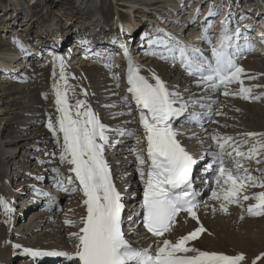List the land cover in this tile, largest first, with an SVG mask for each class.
Masks as SVG:
<instances>
[{"label":"snow or ice","instance_id":"snow-or-ice-1","mask_svg":"<svg viewBox=\"0 0 264 264\" xmlns=\"http://www.w3.org/2000/svg\"><path fill=\"white\" fill-rule=\"evenodd\" d=\"M209 15L214 13L210 12ZM209 28L210 25H206L203 29V40L212 44ZM239 35V28L234 32L230 31L228 23L225 22L218 41L219 47L211 48L214 58L212 60L204 56L200 47L186 44L166 32L156 39L149 36L145 39L150 47L156 45L168 54H162V58H171L173 61L179 59L190 74H199L211 89L223 88V94L229 95V84L239 82L243 85L241 75L244 69L237 63L241 58L242 49L238 44L233 49V39ZM20 47L23 50L22 44ZM121 47L124 49V55L128 57V92L138 106L147 142V169L144 167L145 156H136L138 172L144 184L139 211L134 208L124 215L123 195L114 182L113 171L105 155L106 149L113 146V139L108 134L112 130L100 121L86 100L76 99L74 103H69L70 86L64 74V58L57 56L63 81L62 85H55L59 118L55 124L50 119L48 127L57 136L58 143L59 134L62 133L63 151L60 160L71 166L69 170L74 173V179L78 181V187L83 192L86 214L81 217L82 226L79 231L71 234L78 241L74 254L29 248H24V253L32 257L62 256L75 264H245L247 258L243 253L227 255L189 246L190 241L197 240L208 230L199 224L196 210L203 201L197 199L200 193L194 188L193 178V168L198 159L203 157L197 158L190 154L177 139L178 133L172 127V121L185 112L187 104L176 106L179 94L170 91L159 76L141 75L127 45L122 44ZM247 48L253 50L251 44H248ZM252 91L251 87L242 86L239 95L244 99H259L260 97L251 95ZM124 99L127 102L129 98ZM115 131L122 136H136L135 132L127 130ZM246 136L264 137V133L250 132ZM212 139L217 140L220 152L211 153L214 160L206 165L205 171H212L213 178L216 184L221 186V190L212 191L211 198L221 201L220 208L225 213H228V206L231 204L240 205L242 201L254 199L256 203L247 206V213L251 216H264V192L256 193L252 197L244 194L250 186L264 187V180L252 176L248 169L243 168L241 160H236L232 168L225 166L224 149L232 140L231 137L213 136ZM221 140L223 143H220ZM234 151L237 157L251 160L264 151V144L252 147L247 153L240 151L236 146ZM227 155L231 157L232 153ZM259 162L257 160V163ZM213 164L216 165L215 168ZM68 182L72 183L73 177H69ZM58 186L65 192L69 191L63 187L62 181L58 182ZM0 203H3L6 212L12 211L7 201ZM182 213L184 217H181ZM132 216L141 218L140 227L156 238L153 241L154 247H134L133 242L127 238L123 225L125 220L135 224L136 220L132 219ZM178 217H191L199 226L175 241L165 238L166 234L172 233ZM66 223L73 225L74 222L68 220ZM133 234L141 235L139 232ZM14 247L20 249L22 245L16 244ZM256 261L264 262V254L256 257L253 264H256Z\"/></svg>","mask_w":264,"mask_h":264},{"label":"bare ground","instance_id":"bare-ground-1","mask_svg":"<svg viewBox=\"0 0 264 264\" xmlns=\"http://www.w3.org/2000/svg\"><path fill=\"white\" fill-rule=\"evenodd\" d=\"M20 1L21 0H14L13 5L19 6V7L21 6L22 8L25 7V9L24 8L23 9L26 12L29 11L31 9V7H33L35 4H38L39 2H41V5L45 4V6H48V7L49 6L52 7V5H53L52 2L47 1V0H30V6L32 5L30 7L26 3H23V0L21 2ZM193 1L197 2L196 4H198V2L200 0H193ZM31 2H32V4H31ZM80 2H81L80 11L83 13L81 16L82 17L81 19H83L86 22L83 25L88 26L92 23L91 26H93V27L99 26L100 21L97 17L101 14V12L98 8L95 9V7H94V5L97 1L96 0H81ZM163 2H165V1L164 0H139V2L130 3L128 5H125V7H123V8H128L127 13L133 17L134 16L136 17L137 14L144 13V12L140 11V9H146L147 13L148 12L152 13L151 16H148L150 18H153L155 15L154 13L158 12L159 13L158 15L160 16V18L161 19L164 18L167 22L171 21L170 18H174L172 20L177 21L178 20L177 15H173V12L175 9H171V8L165 6L164 10L166 12L164 14H162L163 12H159V9L162 6ZM209 2H210V0H208L207 4H209ZM159 4H160V6H157ZM212 5H213V7H217V5L214 3L213 0H212ZM250 6L253 7L254 3L251 2ZM120 7H122V6H120ZM120 7L118 6V8H120ZM137 7H139V8H137ZM222 7L223 6H220L219 8L221 9ZM247 8H250V7L248 6ZM17 11L18 10H16L15 13H17ZM205 11H206V15H205V17H206L209 14V10L206 9ZM41 12H42V9H41L40 13ZM116 12H121V10H117ZM253 13H254V11H253ZM51 14L56 15V17H54V19L52 20L51 24L55 25L57 22L60 37L61 38L65 37V36L69 37V33L71 31H73V27H74L73 25L76 22V19H72V21H71V15L70 14H68V16H63V17H61V15L59 13H56V14L51 13ZM148 14H150V13H148ZM203 15H204V13H203ZM253 15L254 14H252V16ZM14 16H17V14H15ZM55 18H58V19H55ZM140 18H144V14H142L140 16ZM145 20H147V19H145ZM157 20H159V19H154V22H156ZM142 21H144V20H142ZM112 23L114 24V26L117 30H125L126 28H128L130 30L129 33H131L130 37L135 36V31H136L135 26L137 27V25H135V24H133L131 26L126 25L127 26L126 27L122 24V22L119 21L118 17H116V20H113ZM170 25L171 24L168 23L166 26L169 27ZM261 27L263 28V29L261 28L262 31H264V23L261 25ZM173 28H175V27H173ZM2 29H4V28H2ZM190 29H187L186 31L188 32ZM170 30L171 29H168V31H170ZM137 31H139V29ZM262 33H264V32H261L258 36H261ZM19 36H17V38ZM175 37L179 39V32L178 31L175 33ZM20 41L21 40H17V41L15 40V43H16V45H18V48L22 44ZM22 42H23V40H22ZM25 47L26 46L23 45V48H25ZM27 47H29L28 44H27ZM157 48H159V47L157 46ZM145 52L152 54V55H155V56H157V58H162V54H163V56L168 55L166 52L161 51V49H158V51H155L151 47H147ZM57 53H58V55H56V57H55L57 62H56V68H55L53 78L56 80L55 85H58V84L62 85L63 81H62L61 75H60V62L57 60V56H61L60 55L61 53L59 51ZM153 53H155V54H153ZM61 57H63V56H61ZM63 58H64V61L67 60V58H65V57H63ZM97 59H98V57L96 56V61H95L96 64H98ZM146 59L149 61L145 62V63H139L138 62V64H137L140 68V74L141 75H146L149 77L159 76L161 80H164L166 77H168V74H173L172 70H170L169 65H167V64L166 65H160L159 64L158 66H156L155 64H157V62H155V60L153 58L146 57ZM19 60H20V57H19L18 53H16V52H14L13 56L7 60H4V58L0 57V71L1 72L7 71V74L9 77H11V76L17 77V74H13V72L10 70H11L12 64L14 62L18 63L17 61H19ZM250 62H252V63L250 64ZM247 63H248L247 65H249L248 69L250 72L252 70H256L257 68H259V69L263 68V64L261 62H259V64H258L256 61H253L250 58H249ZM29 64L31 65V63H28V64L23 63V64H21V67H28ZM86 67H89L91 69V71L92 70L94 71L95 69H97L96 67H94V62H92V63L85 62V63H82V65L80 67H74L73 69L68 67L67 65H65L64 74L68 78L67 84L70 86V88H69V97H70L69 103H74L76 99L86 100L87 104L91 107L93 112L97 115V113H96L97 109L95 106L96 101H94L95 99H93L91 92L88 88L87 81H86V77L88 75L87 76L84 75V72H85L84 68H86ZM16 69H17V67H16ZM18 71H20V69L15 70L14 72L18 73ZM245 71H247V70H245ZM245 74L246 73H243L241 75L242 79H245V77H249L248 74H250V73L246 74L247 76H244ZM94 77H95V75L89 76V79H90V81L92 80V83L96 82V79ZM195 84L196 83H192L191 86H187L186 88L188 90H186L185 86H183L182 88H180V91L177 93L182 92L180 94L186 95L187 97H192L193 98L192 101H197V103H199L201 101V98H202V100H205L206 97L203 96V94L199 93L200 89L194 90L192 88ZM238 86H239V89H241V87H242L241 84H239ZM243 87H245V86L243 85ZM0 89H1V87H0ZM176 91H178V90H176ZM73 92H75V95H73ZM231 96L232 97L235 96L234 92H231L230 95H224V97H228V98ZM238 97H241L240 99L242 101H244V103L251 101L250 100L251 98L250 99H244L242 96H239V95H238ZM228 98L223 99V97H221V96H214L212 99L219 101V103L221 102L222 99L225 100V104H224L223 108L226 109V108H228L227 106L230 105V100H228ZM96 100H98V99H96ZM197 103H195V104H197ZM244 105H246V103ZM192 106H193V104H192ZM239 111L241 113L243 112L242 114L244 116H242V117L246 120L251 118L252 115H253V117H255V119H264V112H261V111H256V110L252 111L251 109H248V110L245 109V110H239ZM248 111H249L250 115L248 114ZM126 112L128 113V111H124V116H123V112L120 113V111H118V113H119L118 116L120 117V115H121V118L119 121V123H121V125L114 126L111 129L112 131H110L108 133L109 136H112L116 132L115 131L116 129L123 130L126 126H130L126 123L127 120H130V117L127 115ZM100 114L102 116V119H100L98 117V115H97V117L100 119V121L103 124L105 123V125H111L113 123V118L108 116V113L106 111H102V112H100ZM225 115L227 116V113ZM219 122H221V124H224L223 121H219ZM35 124H36V122L33 121V123H30L29 127L32 128ZM255 124L257 126L261 125L258 121H256ZM191 128H194V127H191ZM247 128L252 129L254 131L264 130V129H262V127H257V128L247 127ZM211 132L214 133L216 131L215 130H212V131L209 130V132H206V129L201 130L200 136H198V137H201L204 140V137H203L204 134L206 133L205 137H207L210 135ZM195 134H198V132H196ZM117 136H118V134L113 135V137H117ZM210 136H209V138H210ZM52 137H53V139H55L54 137L57 138V136H52ZM52 137H51V139H52ZM202 139H201V141H202ZM263 139H264V137L255 138L254 139V141H256L255 146L259 147L260 144H263L264 143ZM196 142L197 141H195V143ZM59 143L57 142L55 144L58 146ZM3 144H5V143L4 142L0 143V157L2 158V160H5V161L10 160L12 158V156L15 155V153H14L15 150L13 148H9L7 150L4 147H1V145H3ZM207 146H213V143L209 142L207 144ZM6 148H8V147H6ZM198 148H199V145H196L197 150H198ZM52 149L53 148L49 147L48 151L45 153L46 159L50 154L53 153V152L51 153ZM244 151L245 150H243L242 152H244ZM245 153H247V152H245ZM9 154H10V156H9ZM105 155H106V158L108 159V162L111 166V164H112L111 159L113 157V151H111L110 148H107ZM60 156H57V160H58L57 166L63 167V162H61ZM134 160H136V157L134 155H132L130 157V159L127 160V162H128V164H134V162H135ZM46 162H49V160H46ZM5 165L6 164H4V163H0V171L7 167ZM69 167H71V166L69 165ZM48 168H49L48 164H46L45 168H43V169L41 168L40 172H39L40 176L42 174H44L48 170ZM249 170H250V173L253 174L254 177L258 178V180H260V179L264 180V170L262 168L250 167ZM137 172H138V169H136V168L129 170V169L124 167L123 172L121 173V178L124 179L126 181L125 184L128 185L132 176H133L132 174L137 173ZM113 179H114V182H115L118 190H120L122 192V194H124L125 193V185H122L123 182L119 181L117 179V176L115 178L114 174H113ZM10 183H12V179H8V178L4 179L3 177H2V179L0 178V201H7L8 205L13 200V198L15 199V197L17 196L14 192L10 191ZM207 187H208V190L202 191L203 196H204V199L202 200L203 203L200 205V207L196 211H197V214L199 216V224H202L208 231L203 233L197 240L191 241L189 243V246L190 247L194 246L200 250L215 251V252L223 253V254H227V255H235V254L243 253L247 258L245 261V264H253V261L256 259V257L261 256V254H264V243L260 244L258 247H256V244L258 245V243L254 242V241H256V239L259 241H262L263 239H261V236L260 237L258 236V235H261L259 233H255V236L251 235V233H254L253 232L254 229H257L259 227L257 225L256 226L254 225V227H252V223H256V224L260 223V222L264 223V218H260V219L248 218L245 215L244 207L248 204L254 203L255 200L250 198L248 201H242L240 205H236V204L235 205H229L228 206L229 211H228V213H225L220 208L221 201L212 199L211 193H210V190L211 191L215 190L217 192H220L221 186L217 185L216 182L210 181L209 184L207 185ZM132 189L136 190V184L135 183H132ZM259 192H264V189H260L257 185V186L248 187L247 191L244 194H247L250 197H252L254 194L259 193ZM5 193H7L8 195L4 196ZM18 195H19V192H18ZM73 197L78 200L76 203V206L74 208V211H73L74 213L69 212L68 209L66 211V216H67L66 221H68V220L73 221L74 222L73 225H69L66 222H61V220L59 218H57V213H58L57 211H56L54 216L44 212L43 215H41V217L37 218V220H38L37 224H35L36 223L35 220L34 221L32 220L31 222L28 223V229L36 231V232L37 231H43L45 233L47 232L48 229H51V231L53 229L55 232V237H56L57 242L62 243L63 246L66 247L70 251L76 250L78 241L71 234L74 232H78L79 228L82 226L80 221H81V217H83L86 214V206L84 205L83 198L81 196L75 195ZM28 199H30V198L28 197ZM28 206L30 207V204H28ZM3 207H4L3 203H0V209H3ZM135 209H138V207L135 206ZM22 213H24V212H22ZM241 216H243V219H241ZM1 217L2 218L0 219V264H8V257H10V255H12L13 252L15 251V249H14L15 245L10 244L11 243L10 239L8 240V243H7L5 236L7 235V238H8V231H13L12 234L10 235L12 237V239L16 238L17 240H19L20 237H19V235H17V233L13 229L10 228L11 225L6 226L8 223L5 225L6 222H8L10 219H13V215L10 216V214H8V213H4V214L2 213ZM181 217H184V214H181ZM181 217H178L177 222L173 227V229L175 227L180 228L179 230L176 231L177 233L173 237H170V238H168V236L170 234H166L165 238H168V239L175 241L179 237L188 234L190 231L195 230V228L199 226L197 221L193 220L191 217H185L183 219ZM252 220H254V222ZM52 225H54V226L56 225V230L54 229V226H52ZM262 226H264V224ZM258 230H260V229L258 228ZM174 231H172V234ZM262 231H264V230H261L260 233H262ZM135 232L141 233L140 230H135ZM33 234H35V232ZM42 235H44L45 237L47 236L46 234H42ZM145 237L146 236H144L141 233L140 236H136L135 238L132 236L130 238L132 240L138 241V243H136L137 246L142 245L145 248L152 246L154 240H148V237H146L147 239H145ZM36 238L40 239V240L44 239L43 237L41 238L39 236ZM38 244H41V243H38ZM20 245H22V249L26 248V246H24L23 242ZM30 246H32V245H30ZM33 247L38 248V246L37 247L32 246L31 248H33ZM50 247L56 248L54 246V244H52V243H50ZM31 248L29 247V249H31ZM18 251L17 252L15 251V252L18 253ZM21 252L23 253V250ZM256 264H264V262L256 261Z\"/></svg>","mask_w":264,"mask_h":264},{"label":"rangeland","instance_id":"rangeland-1","mask_svg":"<svg viewBox=\"0 0 264 264\" xmlns=\"http://www.w3.org/2000/svg\"><path fill=\"white\" fill-rule=\"evenodd\" d=\"M47 1H50L53 3L52 7L51 6H49V7L45 6V4L41 5V2H39L38 4H35L33 7H31L32 5L30 6V0H23V3H26L28 6L31 7V9L27 12H22L23 8L25 9V7L22 8L21 6L20 7L14 6L13 5L14 0H0V57L1 58H4V60H7L13 56L14 52L16 51L15 40L17 41V40H20L19 38H22V33L25 32V29H26L25 26L27 25V21L34 23L33 26L27 25L28 29H26V31H27V34L29 31V35L33 39V43L36 42L35 38L39 35L38 33H36L37 27L40 25V23L44 22L45 11L47 12V10L51 11L50 13H53V14L59 13L61 15V17L68 16V14H70L71 15V21H72V19H76L75 23H77V26H78V24L80 26L82 23H86L83 19H81L82 18L81 15L83 14L80 11V5H81L80 1L81 0L80 1L79 0H47ZM96 1H97L96 2L97 4L95 3V5H94L95 9L98 8L100 10V12H102L106 17H110V15H112V12L114 11V7H115V11L120 9V8L118 9V6H115V2L113 3L110 0H96ZM122 1L123 2H120L119 4L128 5L130 3L139 2V0H122ZM31 4H32V2H31ZM122 5H119V6H122ZM157 6H160V4ZM122 7H125V6H122ZM41 9H42V12L40 13ZM16 10H18L17 13H15ZM15 14H17V16H14ZM47 15H49L48 12L45 16H47ZM10 16H11V21H10V19H8ZM32 17H34V19L37 18V19H35L36 22H34V19ZM20 19L23 20L22 23H25L26 25H23L21 23ZM112 22L113 21H111V19H110L109 24ZM14 23H17V25L21 24L23 26H13ZM2 28H4L5 30ZM75 28H77V27H75ZM42 31H43V28L40 29L39 33L41 34ZM17 36H19V37L17 38ZM250 59L253 61H256L258 64H259V62H261L263 64V68H260V69L257 68L256 69L257 71H253V75H251V72L248 69L249 65H247L249 58L247 60H245L246 62L244 61L241 65V67L243 69L247 70V71H244V73H246V74L250 73V74H248V76L251 75V77H255V79H248V81L246 82V83L251 84L250 87L253 90L251 95L255 96V97H260V98L259 99H250L251 103L245 102L246 105H244L245 104L244 101H242V100L239 101L238 98L233 99L231 96L230 97L231 99H229L228 97H224V99L228 98V100H230V105L227 106L228 108H226V109L223 108V106L225 104V100H223V99L221 100V101H223L222 103L220 102L221 108H220L219 113L221 114V117L216 119L215 124L213 125V129H212V130L216 131V132H214L215 135H219V134H223V133L238 135L240 132H242L244 134L250 133V132L264 133V131H260V130L254 131L252 129L247 128V127H255V128L262 127V129H264V119H255V117H253V115L251 114L252 117L249 118L248 120H246L242 117V116H244L242 114L243 112L241 113L239 111V110L251 109L252 111L256 110V111L264 112V57L253 56ZM260 59H262V61H259ZM148 61L149 60L145 59V62H148ZM142 63H144V62H142ZM251 63L252 62H250V64ZM52 64H53L52 62L44 63L38 69L31 71L30 74H28V78H26L24 81L12 82L10 84H6V83L2 82L0 85L1 91H2L1 97H0V104H2L0 106V111H1L0 112V143H3V142L5 143V144H3L4 146L1 145V147H4L7 150L9 148H13L15 150L14 153L16 154V158H20L18 160H6L5 161V160H2V158L0 157V163H4V164H6L5 166H7L6 168H4L0 171V173H1L0 178L2 179V177H3L4 179L5 178L12 179V185H11L10 191L14 192L16 195H18V192H16V191L19 190V186L27 185L28 189H26V191L28 192V190H30L28 187L29 183H30L29 182L30 180L27 179L28 175L27 174H21L20 171L33 172L35 170V168H37V165H38V163L34 162V161L39 160L40 158H37V157H40L39 155H42V157H43L42 164L39 166V168L36 172V175L40 176V173H39L40 169L41 168L43 169L46 167V164L48 163V162H46V160H48V157L51 155L50 154L46 159L45 153L48 151V149L50 147V148H53L51 153L53 152L55 154L54 150L57 147V145L55 144V143H57V138L54 137L55 139H53V137H52V136H56V135H54V133L52 132V130L49 129V127L47 129H45L44 123L41 125L40 124L38 125V123H36L32 128H30V130L28 128L24 127V125L27 123L26 121H28L29 119L30 120H34L35 118L40 119L41 116H43V115L48 119L52 118L54 115V117L52 119H54L55 121H58L59 112H58V106L55 102L56 101V95H55L56 80L53 78ZM155 65L158 66L159 64H155ZM76 67H80V66H76ZM84 71H85L84 75L85 76L88 75L86 77L88 88L91 92L93 99H95L94 101H96V103H95V106L97 109L96 113L99 115L100 112L106 111L108 113V116L113 118V123L111 125H106L109 129H112L114 126H117L118 124L121 125V123H119V121H120L119 118L121 116L120 117L118 116L119 115L118 111H120V113L123 112V116H124L125 110L124 109L122 110L123 107L121 105V102H119L120 101L119 98L114 95L115 92L112 91L113 87H110V84L108 83L106 78L101 76L100 70L96 69L94 71L93 70L91 71V69L89 67H86V68H84ZM246 74L244 76H247ZM94 75H95L94 78L96 79V82L92 83V80L90 81L89 76H94ZM17 77H19V76L17 75ZM172 77H173V74H168V77H166L163 80L165 82V84L169 83V80H171L170 84H173L174 81L176 80V74L174 76L175 79H172ZM181 81H182L181 79H177L175 81L174 87L171 88L172 92L177 93L180 91V88L183 87V85L180 84ZM126 83H127V81H126ZM117 86L122 87V84L119 83V85H117ZM241 86H243V85H241ZM245 87H247V86H245ZM168 89H169V87H168ZM185 89L188 90L186 87H185ZM176 90H178V91H176ZM231 92H233V91H230L229 93L231 94ZM180 93H182V92H180ZM180 93H178L179 96L182 95ZM112 94H113V97H110V96L107 97V95H112ZM123 94L124 95L129 94L128 88L124 89ZM96 99H98L99 101ZM253 100H255V101H253ZM114 102L117 103L118 106H115ZM226 113H227V116L225 115ZM248 114L250 115L249 111H248ZM99 118L102 119L101 117H99ZM52 119H51V121H53ZM219 121H223L224 124H221V122H219ZM256 121H258L261 125L257 126L255 124ZM29 122L33 123V121H29ZM44 129L48 133L47 136L49 137V141H48L49 145H47L46 149H43V150H45V152H43V150H41L42 152H38V151L33 152L30 149L33 146H39L40 139H38V138L41 136V133L43 132ZM206 132H209V130L206 129ZM211 133H210V135H211ZM205 134L203 136L204 139H209L207 141V144L209 142L212 143L210 138H209L210 135L205 137ZM42 136L45 137L46 135L42 134ZM42 136H41V138H43ZM51 137H52V139H51ZM255 138H257V137H255ZM248 139H251V137H249ZM41 141H47V139L43 138V139H41ZM254 142L256 143V141H254ZM250 143H251V140L248 142V144H250ZM42 144H45V143H42ZM40 146H41V144H40ZM6 147H8V148H6ZM120 154L122 155L123 152H122V150H119V148H117V155L115 156L117 159V160H115L116 163L119 162ZM9 156H10V154H9ZM31 156H34L37 159L29 160ZM55 156L56 155H54V158H55ZM130 157L131 156H129L125 161L127 162V160L130 159ZM112 165H113V161H112L111 167H112ZM16 168H17V170H14ZM115 168H119L118 165H115ZM117 176H119V175H117ZM122 180H124V179H122ZM136 186H137V184H136ZM6 195H8V194L5 193L4 196H6ZM72 199L73 200H71L65 196H62L60 198V203L62 204L61 209L63 210V213L62 214L60 213L61 217H59L57 215V218H59L61 220V222H66V220H67V216H66L67 209L69 211V209L71 208L74 211V208H75L78 200L74 197H72ZM4 210H5L4 207H3V209H0V219L2 218L1 217L2 213L3 214L8 213V214H10V216L12 215V211L6 212ZM71 213H74V212H71ZM57 214H59V212ZM41 215H43V213L41 214L40 212H36V213H33V215H32L31 213L28 214L25 211L22 218H20V219L14 218V219H10L9 220L10 222L9 221L6 222L5 225L7 223L8 224L6 226L11 225L10 228L13 229L17 233V235H19V237H20L19 240H17L16 238L12 239V237L10 235L12 234L13 231H8V238H7V235L5 236L7 243H8V240L10 239L11 245L21 244L23 242L24 246H26V247H32V246L37 245L38 243H41L42 245H46L49 243L59 245V243L56 240L55 232L53 229H52V231H51V229H48L46 233L43 231H37L36 232V231L28 229V223L31 222L32 220L33 221L35 220L36 221L35 224H37L38 223L37 218L41 217ZM54 215H55V213L52 216H54ZM252 221L254 222V220H252ZM263 224H264L263 222H260L257 224L252 223V227H254V225L255 226L257 225V226H259L258 228L260 230H258V228L254 229V231H253L254 233H251V235L255 236V233H259L261 235H258V234L257 235L259 237L261 236V239H263L262 241H259L257 239H256V241H254V242L258 243V245L256 244V247H258L260 244L264 243V231H262V233H260L261 230H264V228H263L264 226H262ZM52 226H54V225H52ZM54 229L56 230V225L54 226ZM179 229L180 228H178V227L175 228V231L173 232V234L168 236V238L173 237L177 233L176 231ZM34 232H35V234H33ZM42 234H46L47 236L45 237ZM38 236L41 238L43 237L44 239H41V240L37 239L36 237H38ZM30 245H32V246H30ZM14 249L16 252L18 251V249H16V248H14ZM20 249L23 250L22 248H20ZM15 251L13 252L12 255H10V257H8V264H21V261H19V260H22L23 258H21V256L19 254H16ZM18 253H20V252H18Z\"/></svg>","mask_w":264,"mask_h":264}]
</instances>
